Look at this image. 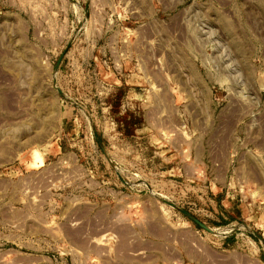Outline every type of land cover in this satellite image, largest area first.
<instances>
[{"label":"rangeland","instance_id":"obj_1","mask_svg":"<svg viewBox=\"0 0 264 264\" xmlns=\"http://www.w3.org/2000/svg\"><path fill=\"white\" fill-rule=\"evenodd\" d=\"M190 231L264 264V0H0V264Z\"/></svg>","mask_w":264,"mask_h":264},{"label":"crops","instance_id":"obj_2","mask_svg":"<svg viewBox=\"0 0 264 264\" xmlns=\"http://www.w3.org/2000/svg\"><path fill=\"white\" fill-rule=\"evenodd\" d=\"M108 233V231H105L101 235H107ZM187 237L188 238H185L183 241L178 240L176 243L177 246L175 247H177L179 252L178 260L180 259L178 264H209L203 258L202 253L199 250V247H201V241L196 237V235L193 234L192 231H190V235L188 234ZM89 241L90 240L82 244L79 243L69 245V249L65 250L68 252L73 251L74 257H69L68 261L76 262L77 260H80V256L77 254H81L83 264H92L91 262L96 258L100 259V264H123V261L125 264H173L171 257L165 254V250L159 252L157 258L152 257L151 261H147V259L144 261L138 257L139 250H133L129 248L123 249L122 246H117L116 243L112 245L109 244L107 240L105 243L106 247L91 246ZM103 244L104 243H102V245ZM147 255H149V251ZM231 264L235 263L232 262ZM254 264L260 263L258 262Z\"/></svg>","mask_w":264,"mask_h":264},{"label":"water","instance_id":"obj_3","mask_svg":"<svg viewBox=\"0 0 264 264\" xmlns=\"http://www.w3.org/2000/svg\"><path fill=\"white\" fill-rule=\"evenodd\" d=\"M179 211L181 213H183L186 217H188L189 219H191L192 221H194L197 225H199L200 227H202L203 229L209 231V232H212V229L209 228L208 226L204 225L203 223H201L199 220H197L195 217H193L192 215H190L188 212L182 210V209H179Z\"/></svg>","mask_w":264,"mask_h":264}]
</instances>
